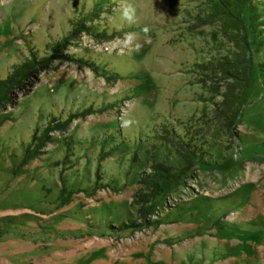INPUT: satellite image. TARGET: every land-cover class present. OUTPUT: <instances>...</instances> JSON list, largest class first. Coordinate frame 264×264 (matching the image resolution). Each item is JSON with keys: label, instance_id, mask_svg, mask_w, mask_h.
Masks as SVG:
<instances>
[{"label": "rangeland", "instance_id": "rangeland-1", "mask_svg": "<svg viewBox=\"0 0 264 264\" xmlns=\"http://www.w3.org/2000/svg\"><path fill=\"white\" fill-rule=\"evenodd\" d=\"M233 2L0 0V80L49 60L0 105V264H264V0Z\"/></svg>", "mask_w": 264, "mask_h": 264}, {"label": "trees", "instance_id": "trees-1", "mask_svg": "<svg viewBox=\"0 0 264 264\" xmlns=\"http://www.w3.org/2000/svg\"><path fill=\"white\" fill-rule=\"evenodd\" d=\"M230 1V4H224L225 0H217L218 2H221V4H214V6H217L220 8L222 5L225 6L224 9L228 10H234L239 8V5L241 7V2L239 4H233L235 0H228ZM218 8H215V11H218ZM221 9V8H220ZM236 42L235 45H237V53L239 55V58L237 61L239 62H234V66L239 64L238 66H243V63H240L242 60L246 59V56L249 57V52L250 49L248 48L249 46L245 45L244 42L242 41L238 42L237 40H234ZM47 58H40L33 56L32 60L29 63H24L20 64L18 67H16L8 76V78L4 80H0V105L4 104L6 101L9 100V94L10 90H12L14 87H24L27 84L29 75L31 74V71L37 67L38 65H42L43 67L46 66L49 62ZM244 67V66H243ZM233 69H236L233 67ZM239 73L243 74L244 73V68L243 69H238L237 70ZM233 96H230L229 93L226 94L224 97V101L222 106H228L230 107L232 105V98ZM241 100V96L236 98V101L234 102L235 105L243 104ZM234 105V106H235ZM233 106V107H234ZM239 108L237 109L236 113L234 114V117L239 120ZM231 123L235 124V121L232 120ZM238 124V122H237ZM197 150H194V148H191V152L196 153ZM183 155V154H181ZM184 163L188 161L187 158H184ZM186 164L190 165V161ZM175 169L171 167L164 166L163 164H157L154 165L151 168V172L149 174L143 173L141 178H140V183L145 184L146 186H149V190L151 191L152 194H150L152 197H162L169 191H171L173 188L177 186L179 183L180 179L186 174L187 168H181ZM148 188V187H147ZM156 199V198H155ZM144 203H147L146 200H143ZM150 207L148 208V210ZM140 212L144 210L143 207H140Z\"/></svg>", "mask_w": 264, "mask_h": 264}, {"label": "clouds", "instance_id": "clouds-1", "mask_svg": "<svg viewBox=\"0 0 264 264\" xmlns=\"http://www.w3.org/2000/svg\"><path fill=\"white\" fill-rule=\"evenodd\" d=\"M122 16L125 20L132 22L134 20V16H135V8L133 7L132 4H125L122 7ZM125 125H127L129 123V121H125L124 122Z\"/></svg>", "mask_w": 264, "mask_h": 264}]
</instances>
